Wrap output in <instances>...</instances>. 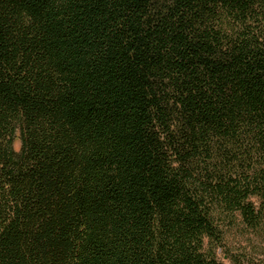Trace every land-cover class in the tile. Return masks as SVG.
<instances>
[{"label": "trees", "instance_id": "16d2710c", "mask_svg": "<svg viewBox=\"0 0 264 264\" xmlns=\"http://www.w3.org/2000/svg\"><path fill=\"white\" fill-rule=\"evenodd\" d=\"M0 264H264V0H0Z\"/></svg>", "mask_w": 264, "mask_h": 264}, {"label": "rangeland", "instance_id": "374dc122", "mask_svg": "<svg viewBox=\"0 0 264 264\" xmlns=\"http://www.w3.org/2000/svg\"><path fill=\"white\" fill-rule=\"evenodd\" d=\"M14 148H15L16 151H19V150H20V148H21V143H20V140H19V139H17V140L15 141Z\"/></svg>", "mask_w": 264, "mask_h": 264}]
</instances>
